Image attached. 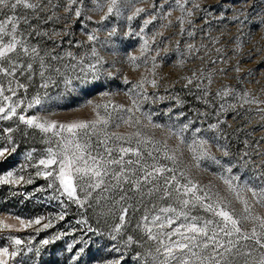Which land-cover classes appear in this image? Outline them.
Masks as SVG:
<instances>
[{
	"label": "snow or ice",
	"instance_id": "1",
	"mask_svg": "<svg viewBox=\"0 0 264 264\" xmlns=\"http://www.w3.org/2000/svg\"><path fill=\"white\" fill-rule=\"evenodd\" d=\"M262 81L264 0H0V264H264Z\"/></svg>",
	"mask_w": 264,
	"mask_h": 264
},
{
	"label": "rangeland",
	"instance_id": "2",
	"mask_svg": "<svg viewBox=\"0 0 264 264\" xmlns=\"http://www.w3.org/2000/svg\"><path fill=\"white\" fill-rule=\"evenodd\" d=\"M120 23V22H118ZM137 23V21L133 22V26H135V24ZM77 34L79 35V28L77 27L76 29ZM101 35H103V33H101ZM260 38V34L257 31L256 34V39ZM123 39V38H122ZM126 46V47H125ZM251 45H245V49L249 48ZM135 49V43L132 40L129 39H123V43L122 44H118V47L113 50L111 48H105L102 50V54L105 55L108 58H114L118 61V67H124L125 70L128 72V75L130 78H135L139 75L138 72L131 70L129 67H127L126 65L123 64L122 61V53H124L127 50H134ZM113 51H115L117 53V55L113 56ZM176 59V55L174 52L170 53V60L169 62L163 67L162 69V73H167L169 74L170 78H175V75L177 72H180V69H177L175 67H173V63ZM253 66V62L251 61H245L242 63V67L244 68H248V67H252ZM187 67H192V63L189 62ZM187 69H185L184 71H186ZM142 71V69H141ZM259 78V77H257ZM232 82V81H229ZM262 83H264V81H262ZM219 84V80L217 79L216 83L214 84V87L218 86ZM249 87L258 90V88L260 87L259 85L256 84H250L248 85ZM59 89H52L50 94L51 95H55L56 92ZM83 111V110H82ZM14 159V158H13ZM207 178V177H206ZM44 181L43 180H37L36 183L37 184H42ZM32 186L28 185L25 186L24 190H31ZM7 193V188H5L4 186H0V214H7L6 213V209L10 212H14L17 214H24V215H35V214H43L45 212L48 211H53L54 210V206L53 205H49L46 200H45V196L47 195V193L44 194H37L39 196V199H25L24 203L21 205L19 204V199H24L23 197L20 198H10L9 201H4L3 200V196ZM73 211H75V209H73ZM30 230H24V234L26 235ZM47 232H50L51 230H46ZM46 234L45 232H42L40 234V236L37 237V239L42 238V236ZM63 246V238L59 241H56L55 243L45 246L42 255L39 257V264H52V261L54 259H56L57 253L59 252V250L62 248Z\"/></svg>",
	"mask_w": 264,
	"mask_h": 264
}]
</instances>
